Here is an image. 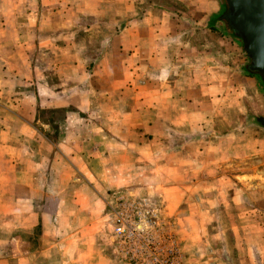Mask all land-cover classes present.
<instances>
[{
	"label": "crops",
	"instance_id": "obj_1",
	"mask_svg": "<svg viewBox=\"0 0 264 264\" xmlns=\"http://www.w3.org/2000/svg\"><path fill=\"white\" fill-rule=\"evenodd\" d=\"M23 3V29L5 31L18 43L3 49L0 33V55L18 46L23 56L0 62L1 86L7 88L0 99V200L9 206L0 214L9 215L12 231L22 226L31 233L38 226L39 251L57 247L60 264H115L102 253V245L113 240L104 217L106 199L142 179L148 164L144 121L152 129L156 125L155 133L185 134L194 117L210 116V105L229 113L230 133L237 134L240 113L243 118L264 113L263 81L248 69L239 43L221 22L223 0ZM36 52L49 55L32 63ZM174 145L167 154L173 184L184 182L188 201L195 184L206 182L209 164L203 157L177 161L182 146L191 145ZM233 146L232 154L239 152ZM152 155L148 165L157 168L160 159ZM218 194L201 192L198 212L207 214L204 203ZM48 199L55 200L50 215L33 204ZM28 220L37 222L28 226ZM199 247L196 255L184 248V264H239L250 257H215L205 244ZM33 250L0 256V264H36L41 257Z\"/></svg>",
	"mask_w": 264,
	"mask_h": 264
},
{
	"label": "rangeland",
	"instance_id": "obj_2",
	"mask_svg": "<svg viewBox=\"0 0 264 264\" xmlns=\"http://www.w3.org/2000/svg\"><path fill=\"white\" fill-rule=\"evenodd\" d=\"M14 1H16V5H14ZM25 1L34 2L36 0H0V33L3 34L4 32L3 38L1 37L3 49L13 46L14 40H16L13 39L15 35L11 39L6 38L5 31L13 29L20 31L24 27L23 2ZM147 1L150 2L151 0H144V3ZM223 4L225 12L224 1ZM36 12L35 9L34 13ZM8 14L17 17L16 23L7 21ZM225 30L231 33L228 26ZM31 31L34 36L37 30L32 26ZM18 41L15 42L18 43ZM34 41L33 38L32 42ZM19 48L16 46L13 51L22 52V49ZM7 51L5 49V53L0 55V62L15 63L17 60L22 61L23 56L16 52L9 55ZM43 51L47 53L46 50ZM241 52L244 56L243 51ZM45 53L36 52L32 56V63L42 61V59L46 60L49 54ZM246 62L248 65V61ZM3 72L5 71H0V99H3V96L7 94L4 92L7 88L1 86ZM11 73L15 74V71ZM261 85H263L261 90L264 92V82ZM19 89L23 90V86ZM207 108L210 116H206L205 119H203L204 114L194 117L196 120L188 125L185 129L188 133L185 134L169 136L164 134L162 130L155 133L156 125H153L152 129L151 126L147 125L151 121H144V130H146L144 152L146 153H144L143 159L146 163L151 164L153 153L156 160L160 159V165L155 168V166L145 164V168H142V179H139L137 183L128 185L123 191L110 193L106 199V209L104 210L105 221L106 223L111 222L109 204H114V199L120 196L123 198L121 200L129 201L131 206L156 212L162 220V224L176 236L186 259L185 250L187 253L191 251L192 254L196 255L199 252V249L197 252L195 251L199 247V243H203L207 252L215 257L235 254L249 255L251 258L248 257L247 262L239 264H264V126L258 122L264 113L262 116L256 114L255 118L252 116L243 118L242 113H240L239 118L235 120L239 124L238 128L234 125V130L237 129L238 133L232 135L230 133L232 130L231 121L226 117L229 113L224 110H216L210 105ZM45 116L48 114L46 113ZM160 126L166 127L167 124L165 122ZM173 145H184L182 146L183 150L180 153L177 152V161L184 158L197 159L203 157L209 164L207 177L204 179L206 182L195 184L197 186L192 191L194 197L189 198L191 200L188 201L185 200L183 194L184 182L178 180L176 188L173 184L174 169L169 163L171 161L167 155L169 146ZM231 145H237L239 152L232 154ZM155 177H159V179L155 180ZM201 192H207V194L219 192L222 194V196L218 194L216 199L208 197L204 203L207 206V214L198 212L201 206L198 195ZM6 201L0 200L1 209L9 207ZM35 203L38 204V207L44 208L43 210L47 215H50L54 210V199L36 200L33 204ZM118 203L120 202L118 201ZM189 205L193 208L191 213H189ZM27 222L29 223L28 226H31L35 225L37 220L34 224L31 220ZM9 224H11L9 215L0 214V256L13 253L19 256L23 254L25 249L33 247V252L41 257L36 264H60L59 256L62 254L58 252L57 247L51 249L49 253L39 251L42 244V230L38 226L31 233H28L26 230H22V226L19 227V230L12 231L7 228ZM202 224L203 226H201ZM111 229L110 225V231ZM241 241H245V243ZM192 242L194 245H190ZM195 242L199 243L196 245ZM239 244L241 247H238ZM102 247V253L104 252L108 257L114 259L115 264H124L115 251L113 242L110 244L108 241ZM43 258L50 259V261Z\"/></svg>",
	"mask_w": 264,
	"mask_h": 264
},
{
	"label": "built area",
	"instance_id": "obj_3",
	"mask_svg": "<svg viewBox=\"0 0 264 264\" xmlns=\"http://www.w3.org/2000/svg\"><path fill=\"white\" fill-rule=\"evenodd\" d=\"M121 199L109 204L112 242L120 260L124 264H184L176 236L157 213Z\"/></svg>",
	"mask_w": 264,
	"mask_h": 264
},
{
	"label": "water",
	"instance_id": "obj_4",
	"mask_svg": "<svg viewBox=\"0 0 264 264\" xmlns=\"http://www.w3.org/2000/svg\"><path fill=\"white\" fill-rule=\"evenodd\" d=\"M221 22L231 30L248 61V69L264 80V0H223ZM264 126V115L258 119Z\"/></svg>",
	"mask_w": 264,
	"mask_h": 264
},
{
	"label": "trees",
	"instance_id": "obj_5",
	"mask_svg": "<svg viewBox=\"0 0 264 264\" xmlns=\"http://www.w3.org/2000/svg\"><path fill=\"white\" fill-rule=\"evenodd\" d=\"M253 73H255V74H257L256 72H253ZM259 77H260V79L264 82V80H263V78H262V76L261 75H259V74H257Z\"/></svg>",
	"mask_w": 264,
	"mask_h": 264
}]
</instances>
